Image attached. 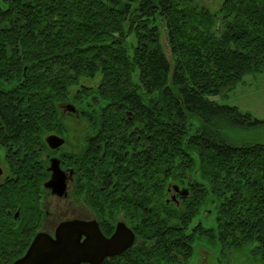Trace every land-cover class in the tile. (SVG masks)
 <instances>
[{
    "label": "trees",
    "instance_id": "1",
    "mask_svg": "<svg viewBox=\"0 0 264 264\" xmlns=\"http://www.w3.org/2000/svg\"><path fill=\"white\" fill-rule=\"evenodd\" d=\"M199 1L0 0V146L44 156L45 136L63 135L70 88L99 73L73 98L88 123L87 163L114 162L87 183L108 186L115 166L128 165L117 177L132 186L141 235L163 238L150 248L160 262H185L205 236L222 254L250 247L264 264V143L247 137L264 120L208 98L264 71V0H221L214 12ZM173 185L187 189L178 204ZM145 187L146 217L135 209ZM209 205L214 228L194 222ZM34 229L7 226L6 235L24 248Z\"/></svg>",
    "mask_w": 264,
    "mask_h": 264
},
{
    "label": "flooded vegetation",
    "instance_id": "2",
    "mask_svg": "<svg viewBox=\"0 0 264 264\" xmlns=\"http://www.w3.org/2000/svg\"><path fill=\"white\" fill-rule=\"evenodd\" d=\"M81 107L76 108V112H71L65 105L63 110L71 117L84 118ZM86 133L84 143L70 142L63 135L52 133L60 135L64 143L57 148L47 145L50 150L41 158L8 155L5 147L2 146L5 153L4 158H0V264H13L21 259L38 232H44L55 238L57 227L71 221H94L105 238L112 236L119 223L133 233L130 240L124 237L114 245L116 251L122 248L117 253L104 255L98 262L81 261L77 264H181V256L176 257L175 251H171L169 256L176 257L177 262H160V254L157 253L159 256H156L150 248L163 245L159 240L163 238L158 235H141L136 227L137 222L133 219L132 193L128 194L129 190H127L132 186L121 182L124 177L120 179L122 169L128 165L115 166V175L108 186H102L100 178L92 185L87 183L91 182L89 180L91 176H98V171H105L103 167L107 165L106 161L114 162V159L102 158L99 155L98 158H94L95 162L87 163L84 155ZM126 159L128 158H122L123 161ZM145 162L144 168L147 169ZM113 166L108 165L107 171H113ZM57 169L64 177V187L60 193L58 188L49 185ZM117 170H121L118 177ZM109 193H111L110 196ZM142 193L146 197L142 198L135 209L141 208L146 217L150 207L147 187L142 190ZM181 196L177 191H173L170 200L178 204ZM21 225H30L35 228L24 248L18 236L6 235L7 226ZM6 237L12 239L9 240L8 246H6ZM85 237L82 235L80 241H83ZM174 243L178 248L181 247L180 236L174 237ZM192 252L193 244L190 250L191 255Z\"/></svg>",
    "mask_w": 264,
    "mask_h": 264
},
{
    "label": "rangeland",
    "instance_id": "3",
    "mask_svg": "<svg viewBox=\"0 0 264 264\" xmlns=\"http://www.w3.org/2000/svg\"><path fill=\"white\" fill-rule=\"evenodd\" d=\"M220 1L200 0L199 2L207 6L211 12H214L218 8ZM166 52L169 54L167 48ZM99 78V73L94 78H81L79 85L70 88V99L66 103L63 102L59 105L62 110L61 119L64 122L63 137L67 141L84 143L88 123L85 118H74L66 115L63 110L64 106L67 104H72L75 108L82 106L77 102V99L73 98L77 89L81 85L93 88L96 86ZM208 98L219 104L234 105L241 112L249 113L253 118L264 120V71L247 73L238 83L223 94L209 95ZM89 99L91 100L92 97H89ZM247 137L252 141L264 143V124L254 126L248 132ZM4 153V148L0 146V158H4ZM215 215L216 209L212 205H209L200 211L195 217L194 222L201 221L204 227L214 228L216 224ZM246 248L225 249L222 254L221 246L217 241L210 242L205 236H201L193 242L192 255L181 264H260L249 250L250 247Z\"/></svg>",
    "mask_w": 264,
    "mask_h": 264
},
{
    "label": "water",
    "instance_id": "4",
    "mask_svg": "<svg viewBox=\"0 0 264 264\" xmlns=\"http://www.w3.org/2000/svg\"><path fill=\"white\" fill-rule=\"evenodd\" d=\"M68 111L76 112L72 104H67ZM46 143L51 148H57L64 143V139L57 134H48ZM64 177L57 169L54 172L50 186L59 189L64 187ZM174 191L182 194L187 189H179L173 185ZM127 230V231H126ZM82 235L85 239L80 241ZM133 233L123 224H118L110 238H105L94 221H71L60 224L55 231V238L44 232H38L30 243L24 256L13 264H77L81 261L98 262L104 255H113L114 245L122 238L131 239Z\"/></svg>",
    "mask_w": 264,
    "mask_h": 264
}]
</instances>
